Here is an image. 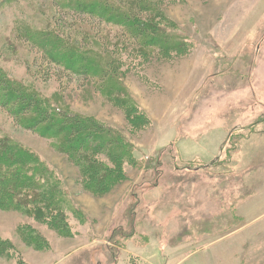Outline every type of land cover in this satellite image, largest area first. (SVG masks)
I'll return each instance as SVG.
<instances>
[{"label": "rangeland", "instance_id": "374dc122", "mask_svg": "<svg viewBox=\"0 0 264 264\" xmlns=\"http://www.w3.org/2000/svg\"><path fill=\"white\" fill-rule=\"evenodd\" d=\"M118 2L0 0V79L112 144L68 152L0 95V189L7 142L39 170L0 207V264H264V0H142L161 48Z\"/></svg>", "mask_w": 264, "mask_h": 264}, {"label": "trees", "instance_id": "16d2710c", "mask_svg": "<svg viewBox=\"0 0 264 264\" xmlns=\"http://www.w3.org/2000/svg\"><path fill=\"white\" fill-rule=\"evenodd\" d=\"M108 5L115 6L114 3H108L105 4L106 8H108ZM118 5L121 9H115L113 11L115 12L116 21L119 20L123 22L124 25L127 24L128 26H126V28L130 31V34L135 38V40L139 42L143 41L146 43V45H149L151 47H165V44H163L161 40L155 38V36L148 35V31L146 28L148 26L139 23L138 18H140L143 13H147V11H149L148 6L145 5L142 0H119ZM91 8V13L99 11L98 7ZM36 38L39 40V42L37 43L42 45V49L46 51L47 56L48 54L52 56V62H55L56 64L61 66L68 65V67L70 68L72 66L71 69L73 71H81V67L79 68V70H76V68L78 69V67L74 66L73 64L70 65V63H72V60L68 59L69 63L67 64V62H64V60L52 55V50L54 47H56V44L60 46L56 39L48 35H38ZM54 41L56 44L54 43ZM47 47H49L51 52L48 51ZM50 47H52V50ZM68 56L69 54L65 55L64 57ZM80 58L82 57L76 56V58L73 60V63L87 62V60H83ZM85 70L86 72L84 74L88 72L87 69ZM0 95L3 96L2 105L4 104L3 106L5 107L6 105H8L11 109H9L11 113H15L16 115H18V117L24 116L34 118L35 120L33 122V126L38 129L37 132L43 127H48L47 131L51 130L52 132L60 128L61 132H64L63 136L68 142V152H70V150L73 151V147L75 150H85L92 148V150L96 151H100L101 149L98 147H102V151H105V149H108L107 146L111 144L110 140L105 142V139L103 138L104 133L103 131H101V128L99 129L93 124L86 125L83 122H80L77 119V116H73L66 111L62 112L56 110L54 111L55 113L52 117L48 110H43L41 108L37 99L21 95L19 90H17L13 86H10L6 83L5 80L2 79H0ZM6 144H8L7 148H9L11 145L10 150L12 153H17V159L7 160L5 162V164L9 165L10 167V169H7L5 171L7 173H4L3 179H5V182H3L2 189H0V207L4 206L5 208L10 206V200L13 199L15 193H18L17 191L26 189V186L30 184L29 180L32 178L28 177V169L31 168L30 171H32L35 175L39 171L38 169L32 168L35 164H38L37 157L28 154V152L26 151H18L19 148L15 147L12 142H7ZM71 156H73L72 152ZM44 175L50 177L48 173H45ZM8 179L10 180V182L8 181Z\"/></svg>", "mask_w": 264, "mask_h": 264}]
</instances>
